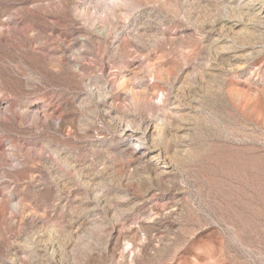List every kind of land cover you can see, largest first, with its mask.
I'll list each match as a JSON object with an SVG mask.
<instances>
[{"label": "rangeland", "instance_id": "obj_1", "mask_svg": "<svg viewBox=\"0 0 264 264\" xmlns=\"http://www.w3.org/2000/svg\"><path fill=\"white\" fill-rule=\"evenodd\" d=\"M263 1L0 0V264H264Z\"/></svg>", "mask_w": 264, "mask_h": 264}, {"label": "bare ground", "instance_id": "obj_2", "mask_svg": "<svg viewBox=\"0 0 264 264\" xmlns=\"http://www.w3.org/2000/svg\"><path fill=\"white\" fill-rule=\"evenodd\" d=\"M260 1V0H259ZM264 2V1H263ZM260 7H262V9L264 8V6H261L260 5ZM252 10V9H251ZM135 144H137V143H135ZM135 152L136 153H138V154H144L145 153V151H144V149H143V147L141 148V145L140 144H137V146H135Z\"/></svg>", "mask_w": 264, "mask_h": 264}]
</instances>
